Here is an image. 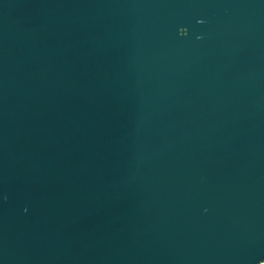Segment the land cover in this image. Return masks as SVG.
Returning a JSON list of instances; mask_svg holds the SVG:
<instances>
[{"label": "water", "instance_id": "obj_1", "mask_svg": "<svg viewBox=\"0 0 264 264\" xmlns=\"http://www.w3.org/2000/svg\"><path fill=\"white\" fill-rule=\"evenodd\" d=\"M0 264H264V0H0Z\"/></svg>", "mask_w": 264, "mask_h": 264}]
</instances>
